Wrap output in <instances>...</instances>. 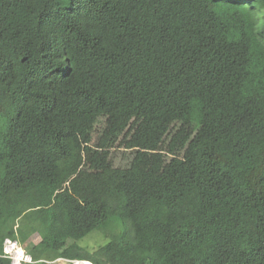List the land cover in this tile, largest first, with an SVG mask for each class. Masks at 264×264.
<instances>
[{"label": "trees", "instance_id": "obj_1", "mask_svg": "<svg viewBox=\"0 0 264 264\" xmlns=\"http://www.w3.org/2000/svg\"><path fill=\"white\" fill-rule=\"evenodd\" d=\"M6 240L264 264V0H0V264Z\"/></svg>", "mask_w": 264, "mask_h": 264}, {"label": "rangeland", "instance_id": "obj_2", "mask_svg": "<svg viewBox=\"0 0 264 264\" xmlns=\"http://www.w3.org/2000/svg\"><path fill=\"white\" fill-rule=\"evenodd\" d=\"M171 135V132L165 137L164 144L165 146L167 138ZM95 137V136H94ZM185 138L182 139V142L180 143L178 148H181L183 145ZM102 151H98V154H100ZM110 155L113 159L115 165L121 164L123 165L125 161L123 160V153L120 148H112L110 149ZM39 241L38 236H32L29 240L31 243H37ZM106 242V239L104 238L103 234L100 232H93L83 238L81 241L78 242V245L82 247L83 249H86L88 251H93L97 249L99 246L103 245ZM30 244V243H28ZM3 251L6 253L9 258H11L12 264H31V261L25 256L24 250L16 243L10 242L9 244L4 242L3 245ZM20 253V254H19ZM77 262H68L63 259H58L53 262H46L45 264H76Z\"/></svg>", "mask_w": 264, "mask_h": 264}, {"label": "clouds", "instance_id": "obj_3", "mask_svg": "<svg viewBox=\"0 0 264 264\" xmlns=\"http://www.w3.org/2000/svg\"><path fill=\"white\" fill-rule=\"evenodd\" d=\"M6 243H10V242H13V241H9V240H6L5 241ZM13 243H16V242H13ZM17 244V243H16ZM4 252V251H3ZM4 254L6 255L7 254V252L5 253L4 252ZM7 256V255H6ZM25 256L31 261V259H30V257H28L26 254H25ZM8 257V256H7ZM9 258V257H8ZM10 260H11V258H9ZM73 262H83V261H73ZM32 263V262H31ZM88 263V262H87ZM11 264H12V262H11ZM90 264V263H89Z\"/></svg>", "mask_w": 264, "mask_h": 264}, {"label": "bare ground", "instance_id": "obj_4", "mask_svg": "<svg viewBox=\"0 0 264 264\" xmlns=\"http://www.w3.org/2000/svg\"><path fill=\"white\" fill-rule=\"evenodd\" d=\"M76 264H89V263H87V262H77Z\"/></svg>", "mask_w": 264, "mask_h": 264}]
</instances>
